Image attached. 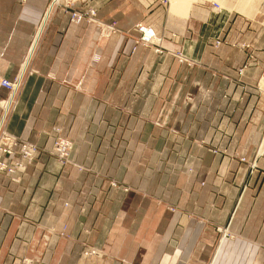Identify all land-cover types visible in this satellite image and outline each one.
<instances>
[{
	"label": "crops",
	"instance_id": "obj_1",
	"mask_svg": "<svg viewBox=\"0 0 264 264\" xmlns=\"http://www.w3.org/2000/svg\"><path fill=\"white\" fill-rule=\"evenodd\" d=\"M250 1L0 0V80L24 71L5 128L39 148L20 181L0 173V264H264V0ZM89 9L117 32L71 21ZM138 23L169 52L137 44ZM57 127L74 165L49 152Z\"/></svg>",
	"mask_w": 264,
	"mask_h": 264
},
{
	"label": "built area",
	"instance_id": "obj_2",
	"mask_svg": "<svg viewBox=\"0 0 264 264\" xmlns=\"http://www.w3.org/2000/svg\"><path fill=\"white\" fill-rule=\"evenodd\" d=\"M74 3V0H52L53 7H61L64 10H69ZM71 21L73 23H80L85 21L86 23H91L97 26L100 29L101 37L108 38L113 33L117 32L116 22L106 23L100 20L97 17V11L95 9H89L86 12L81 11H72L71 12ZM139 35L137 36L136 43L150 47L154 49L156 53H164L169 50L164 46V39L157 35L155 29L150 25L145 23H138L136 27ZM38 30L35 34L37 36ZM36 39V38H35ZM222 42L218 41L216 47H219ZM242 47H248V45H243ZM179 61L185 59V55L182 51H176L174 53ZM245 70V67L239 69V72L242 74ZM24 71L20 73L14 79H1L0 86L8 90V96L0 100V107L3 111V118L0 122V173H6L10 175L13 181H20V173L30 164L33 163L36 153L39 148L36 144L21 139L20 137L10 133L5 128V119L9 111L15 104L16 95L22 84V77ZM257 88L260 91H264V70L257 84ZM56 134L53 141V145L50 151L54 153L57 157L56 159L59 163L71 164L73 160L71 158V152L74 147V142L72 139L66 137L62 133V128H56ZM241 161L246 162V159L243 157ZM251 168L256 166V163L248 162ZM82 168V167H81ZM115 185V182H112ZM97 250L94 248L88 249L86 255H96ZM20 264H40L33 258L23 257L20 260Z\"/></svg>",
	"mask_w": 264,
	"mask_h": 264
},
{
	"label": "rangeland",
	"instance_id": "obj_3",
	"mask_svg": "<svg viewBox=\"0 0 264 264\" xmlns=\"http://www.w3.org/2000/svg\"><path fill=\"white\" fill-rule=\"evenodd\" d=\"M248 1H250V0H248ZM254 1H250L249 2V5H252L254 8H256L257 7V5H254ZM212 8H213V13H215L217 16L218 15H222V13H223V11H224V9H223V7L219 4V3H217V2H214L213 4H212ZM213 21H214V18L212 19ZM214 37V42H215V46H216V43L218 42V41H220V42H222V43H225L226 42V39L225 38H223L222 37V35L220 34V35H214L213 36ZM234 45H238V46H240V47H242L243 45H246V43H240V42H238V43H235ZM248 45V44H247ZM243 48H247V47H243ZM240 69V68H239ZM239 71V70H238ZM258 83H259V81H258ZM257 83V84H258ZM8 91V90H7ZM8 96V94L5 96V97H2L0 100H2V99H4V98H6ZM61 128V127H60ZM62 132H63V128H62ZM65 136V135H64ZM67 137V136H66ZM69 138V137H68ZM53 151V150H52ZM52 151H49L52 155H54L55 156V158L57 157L54 153H52ZM214 152H217V150H214ZM246 159V158H245ZM246 162H247V160H246ZM255 162V161H254ZM250 163H252V162H250ZM256 163V162H255ZM71 164H73L74 165V162L73 163H71ZM77 167H79V168H81L82 166H77Z\"/></svg>",
	"mask_w": 264,
	"mask_h": 264
}]
</instances>
